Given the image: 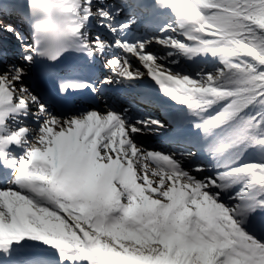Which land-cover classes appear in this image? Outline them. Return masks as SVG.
<instances>
[{
    "label": "snow or ice",
    "instance_id": "1",
    "mask_svg": "<svg viewBox=\"0 0 264 264\" xmlns=\"http://www.w3.org/2000/svg\"><path fill=\"white\" fill-rule=\"evenodd\" d=\"M0 264H264V0H0Z\"/></svg>",
    "mask_w": 264,
    "mask_h": 264
},
{
    "label": "bare ground",
    "instance_id": "2",
    "mask_svg": "<svg viewBox=\"0 0 264 264\" xmlns=\"http://www.w3.org/2000/svg\"><path fill=\"white\" fill-rule=\"evenodd\" d=\"M184 39H185V38H184ZM151 178L154 179V180L157 179L156 177H151Z\"/></svg>",
    "mask_w": 264,
    "mask_h": 264
}]
</instances>
